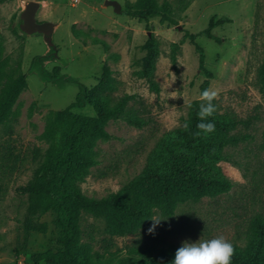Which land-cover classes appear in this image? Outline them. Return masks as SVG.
Wrapping results in <instances>:
<instances>
[{
	"label": "rangeland",
	"instance_id": "1",
	"mask_svg": "<svg viewBox=\"0 0 264 264\" xmlns=\"http://www.w3.org/2000/svg\"><path fill=\"white\" fill-rule=\"evenodd\" d=\"M28 1L0 0V60L8 59L13 76L26 73V86L0 124V264H41L35 260L38 255L57 249L53 214L33 211L30 197L17 187L32 181L44 159L48 143L42 134L49 114L68 106L79 90L62 75L93 89L105 65L114 80V89L105 93L113 99L131 96L125 110L135 113L142 125L122 116L106 120L104 129L111 137L96 141L97 163L78 183L85 196L108 197L142 174L162 141L185 125L192 103L200 105L206 89L218 92L215 114L250 118L251 125L240 128L253 140L226 147L231 160L218 162L233 183L227 193L187 199L171 215L155 210L152 217L163 220L154 234L148 233L152 220L136 233L112 234L104 219L82 211L81 242L92 259L125 264L141 253L218 236L230 241L235 252L246 253L252 220L264 217V0H156L169 4L167 18L151 16L147 26L125 14L138 0H116L118 12L105 0H37L36 20L55 25L51 43L42 33L20 29ZM212 16L231 19L212 30L221 42L198 34ZM196 46L205 56L203 68ZM47 53L52 55L42 64L33 62ZM148 54L153 55L158 92L142 74ZM41 65L61 75L44 81ZM73 110L93 114L89 107Z\"/></svg>",
	"mask_w": 264,
	"mask_h": 264
},
{
	"label": "trees",
	"instance_id": "2",
	"mask_svg": "<svg viewBox=\"0 0 264 264\" xmlns=\"http://www.w3.org/2000/svg\"><path fill=\"white\" fill-rule=\"evenodd\" d=\"M169 4L156 0H138L134 10L125 14L147 23L149 18L160 15L167 18ZM231 22L229 17L212 16L208 25L198 34L217 42L221 38L212 30ZM195 35H191L194 40ZM199 52L200 67L204 66V53ZM52 53L36 55L33 62L42 64ZM152 54L145 57L142 74L150 88H159L152 78ZM8 59L0 60V124L12 113V106L21 90L26 86V73L13 76L8 70ZM39 76L44 81H54L61 74L50 72L42 65ZM264 76V63L261 67ZM76 83L79 90L75 99L64 109L51 112L47 118L42 137L48 143L43 161L37 167L32 181L17 187V191L31 199L33 211L51 212L52 223L57 229V249L38 255L41 264H101L92 259L89 249L81 242L78 224L82 211L105 220L107 231L116 235L136 233L148 227L155 210L171 215L179 203L187 199L197 200L205 196L227 193L233 183L221 171L218 162L231 160L225 154L228 146H239L253 140L251 133L241 131L240 125L250 126L251 120L227 119L213 114L208 122L215 124V131L199 136L197 124L199 101L192 103V109L184 126L162 141L151 155L145 171L132 179L116 193L103 198H89L82 194L78 183L88 174L89 168L97 163L93 147L98 139L111 135L104 124L111 117L122 116L130 124L141 126L142 121L131 111L125 110L129 95L113 99L105 91L114 89L111 69L105 65L95 88L89 89L83 83L62 75ZM89 107L92 115L78 114L74 108ZM239 164L237 160L232 161ZM246 253L235 252L232 264H264V217L252 220L248 233ZM178 248H171L156 254L141 253L138 259L125 264H172Z\"/></svg>",
	"mask_w": 264,
	"mask_h": 264
},
{
	"label": "clouds",
	"instance_id": "3",
	"mask_svg": "<svg viewBox=\"0 0 264 264\" xmlns=\"http://www.w3.org/2000/svg\"><path fill=\"white\" fill-rule=\"evenodd\" d=\"M218 97V92L213 89H206L200 94V107L198 118L201 121L197 124L196 136L201 132L207 136L215 131V124L208 122V118L216 112L213 101ZM185 130L188 125H184ZM152 226L148 229L149 234H154L155 228L163 218L152 217ZM235 254L233 244L224 236H218L210 240H198L196 242L185 241L175 252L172 264H232V257Z\"/></svg>",
	"mask_w": 264,
	"mask_h": 264
},
{
	"label": "water",
	"instance_id": "4",
	"mask_svg": "<svg viewBox=\"0 0 264 264\" xmlns=\"http://www.w3.org/2000/svg\"><path fill=\"white\" fill-rule=\"evenodd\" d=\"M105 5H111L114 11L118 12L121 5L116 0H105ZM40 7V2L37 0H30L25 4V8L21 12L22 22L20 24V29L28 34L35 32L42 33L44 39L51 43V35L54 30V23L50 21H37L36 12Z\"/></svg>",
	"mask_w": 264,
	"mask_h": 264
}]
</instances>
